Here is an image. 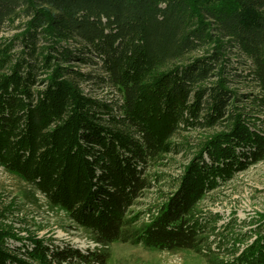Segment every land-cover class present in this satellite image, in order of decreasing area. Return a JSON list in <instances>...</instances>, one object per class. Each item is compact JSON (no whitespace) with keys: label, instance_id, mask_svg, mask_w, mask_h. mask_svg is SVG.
<instances>
[{"label":"trees","instance_id":"1","mask_svg":"<svg viewBox=\"0 0 264 264\" xmlns=\"http://www.w3.org/2000/svg\"><path fill=\"white\" fill-rule=\"evenodd\" d=\"M16 20L20 31L1 35ZM231 47L251 60L264 93V0H0V165L100 246L25 243L0 230V264H107L116 241L200 251L194 208L247 158H264V136L236 111L227 84ZM94 57L122 98L108 121L128 130L107 124L106 107L79 86L87 75L71 60ZM195 128L214 132L157 214L134 229L128 214L151 186L148 163ZM9 236L20 244L6 246ZM254 246L238 264H264V242Z\"/></svg>","mask_w":264,"mask_h":264},{"label":"rangeland","instance_id":"2","mask_svg":"<svg viewBox=\"0 0 264 264\" xmlns=\"http://www.w3.org/2000/svg\"><path fill=\"white\" fill-rule=\"evenodd\" d=\"M18 23L16 20L13 26L6 27L1 35L15 36L20 31L16 28ZM70 43L72 49L82 47L77 54L91 56L81 42ZM17 47L16 51L20 49L19 45ZM226 56L227 84L235 93L236 111L242 113L251 130L264 136V93L254 78L251 60L234 47L227 50ZM93 59L88 63L71 60L87 75L79 80V86L86 96L106 107L103 115L107 124L127 129L122 123L108 121L110 115H121L122 98L117 88L106 81L99 58ZM219 129L221 127L215 130ZM212 132L214 130L201 128L181 130L171 140L177 149L148 163L146 176L151 186L128 214L136 219L134 229L148 224L157 214L180 183L186 166L203 152V143ZM203 156L208 160L206 152ZM250 159L243 161L246 164L244 168L208 192L194 208L193 216L202 229L200 251L159 250L143 244L116 241L106 248L107 264H238V256L244 252L247 255L252 245L258 247L264 242V158L256 162H249ZM0 230L13 233L25 243L39 238L48 244H69L82 251L100 247L87 231L77 228L64 211L51 206L44 195L33 191L1 165ZM19 244L13 236L6 238L8 247Z\"/></svg>","mask_w":264,"mask_h":264}]
</instances>
